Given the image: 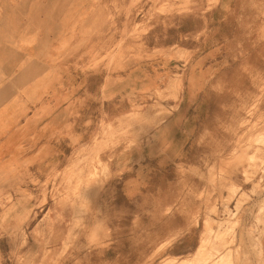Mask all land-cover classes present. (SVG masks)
I'll use <instances>...</instances> for the list:
<instances>
[{"label":"rangeland","instance_id":"374dc122","mask_svg":"<svg viewBox=\"0 0 264 264\" xmlns=\"http://www.w3.org/2000/svg\"><path fill=\"white\" fill-rule=\"evenodd\" d=\"M150 1L114 7L83 46L108 81L101 102L123 114L102 105L51 178L0 188V264H262L264 0ZM150 48L151 84L130 71ZM150 110L171 116L123 124Z\"/></svg>","mask_w":264,"mask_h":264},{"label":"crops","instance_id":"0c3cea01","mask_svg":"<svg viewBox=\"0 0 264 264\" xmlns=\"http://www.w3.org/2000/svg\"><path fill=\"white\" fill-rule=\"evenodd\" d=\"M137 1L151 6L150 0H0L1 194L51 178L78 145L89 142L91 118L102 105L123 114L127 102H101L108 81L90 76V50L83 46L97 36L96 26L107 24L114 7ZM130 67L132 75L144 67L151 84V48ZM127 81L122 75L116 83L124 87ZM93 88L99 102L86 95Z\"/></svg>","mask_w":264,"mask_h":264},{"label":"bare ground","instance_id":"6f19581e","mask_svg":"<svg viewBox=\"0 0 264 264\" xmlns=\"http://www.w3.org/2000/svg\"><path fill=\"white\" fill-rule=\"evenodd\" d=\"M114 56H116V55H114ZM111 57H113V55L111 56ZM116 58V57H115ZM115 58H113V59H115ZM104 61H106V60H104ZM117 62V61H116ZM102 63V62H101ZM113 63V62H112ZM115 63V62H114ZM93 64V63H92ZM108 65H109V62H108ZM181 86V83H179V85H178V87H180ZM175 108L177 109L178 108V105H176L175 106ZM171 116V114L170 113H166V112H163V114H162V116H161V118H159V119H156L154 116H153V113L151 112V110L148 112V113H146L145 115H143L142 116V118L141 119H143L142 121H139V120H136V121H134L135 119H133L132 117H131V119H127L125 122H123V124L125 125V126H131V125H133L134 123H138V124H140V126L142 127V128H145V126L144 125H148V124H150V126H151V124H152V128L153 127H159L161 124H163V123H165V122H167V120L169 119V117ZM78 141V140H77ZM81 152H83V153H85L86 152V149L85 148H82L81 149ZM78 184L75 186V187H73V188H71V191L72 192H77V191H82V192H86V185H85V183H84V181L83 180H78V182H77ZM73 194V193H72ZM74 199V198H73ZM104 200V199H103ZM69 204H71L70 206L71 207H74V205H75V203H66L65 205H66V207H68L69 206ZM100 211V208H97L96 210H95V212H99ZM94 213V212H93ZM96 223H97V217H96V214L94 213L93 214V216H91L90 217V222H89V228H90V231L96 226ZM206 229V228H205ZM219 231V230H218ZM222 232V231H221ZM206 239H205V243L206 242H208V240L210 239V237L212 236V229L211 228H208L207 230H206ZM249 250V249H248ZM201 252V251H200ZM256 256H257V260H260V262H262V264H264V247H263V245L261 244V245H259V247H258V249L256 250Z\"/></svg>","mask_w":264,"mask_h":264}]
</instances>
